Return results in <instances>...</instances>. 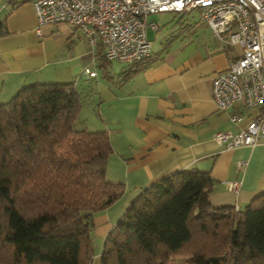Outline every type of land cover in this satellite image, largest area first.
Instances as JSON below:
<instances>
[{
	"label": "trees",
	"instance_id": "16d2710c",
	"mask_svg": "<svg viewBox=\"0 0 264 264\" xmlns=\"http://www.w3.org/2000/svg\"><path fill=\"white\" fill-rule=\"evenodd\" d=\"M82 98L72 83L45 82L0 103V264L91 262L93 216L125 186L106 178L108 132L78 126ZM214 183L192 170L143 188L107 233L100 264H264V193L237 210L213 206Z\"/></svg>",
	"mask_w": 264,
	"mask_h": 264
},
{
	"label": "crops",
	"instance_id": "0c3cea01",
	"mask_svg": "<svg viewBox=\"0 0 264 264\" xmlns=\"http://www.w3.org/2000/svg\"><path fill=\"white\" fill-rule=\"evenodd\" d=\"M31 1L0 0V103L29 84L72 83L83 96L78 126L108 132L112 152L106 178L123 183L125 192L93 216L90 264H100L109 230L141 190L159 178L208 172L215 182L209 195L213 206L243 207L264 193V139L232 149L213 139L216 131L244 128L256 112L241 103L222 111L212 100V79L227 68L239 46L220 44L198 17L186 23L194 32L188 41L163 43L158 54L151 52L148 63L134 70L135 65L107 60L100 45L91 46L69 23L45 24L37 35ZM85 67L96 75H86ZM233 114L240 120L231 121ZM228 180L239 181L238 192L225 186Z\"/></svg>",
	"mask_w": 264,
	"mask_h": 264
},
{
	"label": "built area",
	"instance_id": "2783aa9c",
	"mask_svg": "<svg viewBox=\"0 0 264 264\" xmlns=\"http://www.w3.org/2000/svg\"><path fill=\"white\" fill-rule=\"evenodd\" d=\"M35 33L41 35L45 24L66 22L77 28L91 45H100L107 60L135 65L151 54L146 35L147 16L158 12L196 11L224 46H239L227 68L211 82V96L216 108L227 110L241 103L256 112L237 132L216 131L218 145L232 149L254 145L264 139V0H32ZM156 30V24H151ZM88 76L96 71L84 68ZM237 122L240 117L231 115ZM239 166L245 165L240 161ZM238 192L239 181H223ZM237 210L238 206L234 205Z\"/></svg>",
	"mask_w": 264,
	"mask_h": 264
},
{
	"label": "rangeland",
	"instance_id": "374dc122",
	"mask_svg": "<svg viewBox=\"0 0 264 264\" xmlns=\"http://www.w3.org/2000/svg\"><path fill=\"white\" fill-rule=\"evenodd\" d=\"M199 21L198 14L196 11H190L182 14H174L173 12H158L149 14L147 16L146 35L151 42L152 55L158 54L161 49L165 46V42H174V46L186 42L189 37L194 33L189 27L187 22ZM156 24L157 29L151 28V24ZM195 25L199 26V22ZM196 26V27H197ZM238 45H233V47ZM125 192V190H124ZM127 206V205H126ZM95 248V246H94ZM187 258L185 256H177L171 264H186Z\"/></svg>",
	"mask_w": 264,
	"mask_h": 264
}]
</instances>
